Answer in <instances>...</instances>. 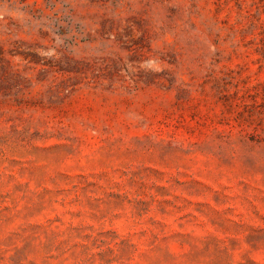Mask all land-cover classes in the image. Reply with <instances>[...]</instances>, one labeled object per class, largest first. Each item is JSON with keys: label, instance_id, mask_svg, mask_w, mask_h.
I'll use <instances>...</instances> for the list:
<instances>
[{"label": "rangeland", "instance_id": "374dc122", "mask_svg": "<svg viewBox=\"0 0 264 264\" xmlns=\"http://www.w3.org/2000/svg\"><path fill=\"white\" fill-rule=\"evenodd\" d=\"M0 264H264V0H0Z\"/></svg>", "mask_w": 264, "mask_h": 264}]
</instances>
